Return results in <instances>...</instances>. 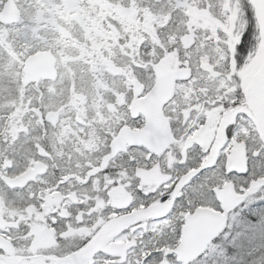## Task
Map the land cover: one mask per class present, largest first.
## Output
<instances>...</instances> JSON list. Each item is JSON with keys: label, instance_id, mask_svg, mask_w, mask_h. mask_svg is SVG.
Returning a JSON list of instances; mask_svg holds the SVG:
<instances>
[{"label": "snow or ice", "instance_id": "1", "mask_svg": "<svg viewBox=\"0 0 264 264\" xmlns=\"http://www.w3.org/2000/svg\"><path fill=\"white\" fill-rule=\"evenodd\" d=\"M74 2L40 0L35 21L0 40V98L17 117L0 130V221L9 222L0 224V236L9 237L0 246V264H8L9 247L31 264L41 226L49 236L43 247L51 251L36 264H250L249 246L264 239V134L244 111L240 73L264 46V16L253 0H232V34H239L233 42L225 28L192 19L194 6L223 22L233 12L223 0H138L136 15L151 27L131 44L118 35L108 46L97 44L84 18L75 17L82 51L74 62L87 66L79 69L81 84L89 77L96 84L97 102L89 109L86 95L77 96L74 84L67 88L77 69L67 71V45L55 18L56 5L70 13ZM105 21L122 31L112 16L100 21L107 27ZM41 62L51 65V74L37 80L31 69ZM165 64L173 90L156 118L152 98ZM110 66L119 68L114 76L122 82L115 91L103 86ZM34 84L45 94L39 105H25ZM65 95L74 102L56 110L57 98ZM29 112L32 124L26 126ZM250 140L258 147L249 150ZM73 152L96 158L78 168ZM144 173L157 179L149 182ZM121 187L127 200L114 204L112 190ZM227 190L235 194L230 203L221 195ZM202 208L220 215L185 250V225ZM113 217L127 223L110 241L127 245L90 248Z\"/></svg>", "mask_w": 264, "mask_h": 264}, {"label": "rangeland", "instance_id": "2", "mask_svg": "<svg viewBox=\"0 0 264 264\" xmlns=\"http://www.w3.org/2000/svg\"><path fill=\"white\" fill-rule=\"evenodd\" d=\"M89 1L91 2V5H96V4H94V0H89ZM107 1L108 0H98V7H100V8L98 9V11H97L96 14L101 19L104 18V15L105 14H107L109 16L110 15H113V17H115L117 19H120V20H124V21H129V22H131L133 20L138 21L137 24H136L137 25V28H142L144 31H147L151 27V25L148 23L147 18L145 20L141 21L137 17L136 13L139 10V5H138V1L137 0H129V2L127 3V5H123L122 8L119 7V6L113 5V4H108ZM230 1H232V0H223V7L224 8H227L230 5ZM63 3H64V0H60V4H63ZM1 4H3L2 0H0V7H1ZM22 5H23V7L22 6L21 7L24 9V14H25L23 16V21L26 22V25H25V28L24 29H26L29 25H31L35 21V19L37 18V16L39 15V13L42 10V6L39 3V7L38 8H35L33 11L30 12L29 9L27 8L28 6L25 5V3L22 4ZM55 7H56L55 18L58 17L59 20H60V22L57 25L60 28V31H61V33L63 35H68V33L66 32V30L62 27V25L64 23L73 22L72 20H74L75 17H77V16H81L84 19H85V16H87L85 14V11H83L81 9V7L78 6L77 0H75L74 4L72 6V10H71L70 13H69V8L68 7H65L63 9H61L59 5H56ZM25 11L27 13H25ZM44 11H47V9H44ZM82 11H83V13H82ZM145 14L147 16V13L146 12H145ZM135 17L138 18V20L135 19ZM192 19L194 21L199 20L201 26H213V27L220 26V27H223L229 33V36L231 35V29L234 26H236L234 24V21L236 20L234 7H233L232 14H230L223 22H221V20L218 19L217 17L211 16L210 14H208L205 9L197 10L193 6V8H192ZM19 25H20V23L18 24V26ZM237 34L238 33H236L235 35H237ZM7 36H14L13 35V32H11V31L8 32L5 27L0 26V40H3ZM64 37L65 36H63V38ZM100 38L99 39L98 38L95 39L97 44H102L103 43V42H101V39ZM230 39H231V37H230ZM232 41L234 42V40H232ZM81 46H82V43L80 44V46L77 49L78 50V53L77 54H74V55H71V58L68 56V54H66V53L64 54V58L67 59V61H68L67 71L69 73L72 70L73 61L75 60L74 59V56L78 57L81 54V50H80V47ZM74 63H76V62H74ZM77 65L79 67H85L86 66V65H83L82 66V65H79V64H77ZM246 66H247V64L245 65L244 69L242 70L243 73H245V71H246ZM58 68L62 72L65 71V68H64V65L63 64L58 65ZM75 69H77V72L76 73L79 74L78 73L79 72L78 71V67H75ZM113 70H115V71H113ZM166 70H168V68H167V65L165 64V65L162 66V70H161L160 73H163ZM117 71H119V70H117L115 67H112V66L109 67V71L105 73L104 81H103V86L105 88H111L113 91H115L116 87H119L120 86V84L117 85V86H111L110 83H109V81H107V77H106V74H112V73H115ZM79 76H80V74H79ZM89 79H90L89 85L93 88V90H92L93 93H91L92 96L88 100V107H89V109H91L92 108V105L97 102V97L94 94L95 93L96 84L93 82V80H91L92 79L91 77H89ZM73 80L74 79L71 76H69V78L67 80V81L70 82V84H69V90L72 88L73 84L75 85V83L73 82ZM33 86H34L35 91H39L40 90L38 86H35V84ZM46 87L48 88L50 86L47 85ZM46 87H44V88H46ZM75 88H76V86H75ZM87 92L88 91H86L83 87L81 88V90L76 88V95L77 96H81V95H86L87 96ZM29 101H32V99L29 98L28 102H26V103L23 102V103L25 105H28L29 104ZM73 102H74V97H72L71 95H65L63 97H58L57 98V101H56V110H60L62 108H67ZM6 103H4V102L3 103H0V114L3 113V112H5V113L7 112ZM19 104H20V101L18 99L17 105L19 106ZM7 113L9 115H11V118L17 119V117L13 116V114L11 112H7ZM27 116L28 115H25L24 117H27ZM67 116H68V113H66V118H67ZM0 118H3L4 119V124L3 125H4V129H6L7 128L6 125H7V122H8V121H6V117H0ZM11 122L12 121H9V124ZM30 122L32 124V117H31V115H30ZM23 124H24V122H23ZM38 131L39 130L37 129L36 132H38ZM45 144H46V146H49L47 144V142H45ZM86 144H87V142H85V145ZM69 147L72 148V149H75L76 145L73 143V144L69 145ZM57 150H59V146H57ZM94 154L95 153H89V154H85L83 157H80V156H77L75 154V152H73L72 163H73V161H84L85 162V161H87V159H89L88 157L93 158L95 156ZM147 180L149 182H151V181H154L155 179H154V177L152 175H148L147 176Z\"/></svg>", "mask_w": 264, "mask_h": 264}, {"label": "trees", "instance_id": "3", "mask_svg": "<svg viewBox=\"0 0 264 264\" xmlns=\"http://www.w3.org/2000/svg\"><path fill=\"white\" fill-rule=\"evenodd\" d=\"M138 1V0H137ZM25 5L28 6L29 11H33L35 8L39 7V3L40 0H28L25 1ZM129 2V0H116V6L119 7H123V5H127V3ZM78 6L81 7V9L83 11H85V14L87 16H85V21L88 24V27L91 29L93 36L95 39H101V42H103L102 44H104L105 46H108V41L111 40V43L113 45L116 44V37L118 35L123 36V35H127V40L125 41L126 44H131L132 42L137 41L138 39H142L143 37L140 36V33L143 32L144 30L142 28H137V22L138 21H124V20H120L117 19L115 17H113V15H110L113 17L114 20L118 21L122 31H117L116 27L114 25L108 24L107 21H105V24L107 25V27H105L104 25H101L100 21L103 20L100 17L97 16V11L100 7L96 6V5H91V2L89 0H77ZM108 4H112L110 2V0L107 1ZM22 4V2H21ZM23 7V5H22ZM23 13H24V9L22 8ZM82 11V13H83ZM146 12V10H144ZM25 13H27L25 11ZM135 19L138 20V18L135 17ZM56 21L57 24L60 22L59 18L56 17ZM73 22L70 23H64L62 25V27L66 30V32L68 33V35H63L64 40L66 41V47L63 49L64 54H68V56L71 58V55L77 54L78 53V47L80 46V44L82 43V33L80 32L79 29V25H78V21H76L75 19L72 20ZM23 24V21H21ZM21 26V25H19ZM19 26H16L14 28H16V30H13V35L14 36H7L8 38H14L16 33L19 32V30H23V27L20 28ZM58 26V25H57ZM19 29V30H18ZM110 32V33H109ZM78 45V46H77ZM80 50L82 51V46L80 47ZM76 58V56H74V59ZM77 64L79 63H74L73 61V65H72V69H75V67H78V71L81 67H79ZM80 65V64H79ZM86 67V66H85ZM117 70H119L118 67H115ZM115 71V70H113ZM79 73V72H78ZM110 77H109V76ZM107 77V81H109L111 86H117L119 84H121L122 82L116 78L114 76V73L112 74H106ZM92 80V79H91ZM73 82L75 83V86L77 89H80L83 87L87 92V98L89 100V98L92 96L91 93H93V88L89 85L90 79L88 80L86 86L81 84V80H80V76L79 74L76 73V76L73 80ZM67 88L69 89V84L70 82L67 81ZM37 86V85H35ZM47 85H43V87H46ZM61 86V85H58ZM62 87V86H61ZM47 88V87H46ZM45 88V89H46ZM34 89V86H33ZM45 93H42L39 91H32L31 89L25 94V100L23 101L24 103L27 102V100L29 98L32 99V101L35 102L36 105H39L40 103V98L42 95H44ZM18 99L16 100V103L18 102ZM6 103L2 98H0V103ZM7 105V103H6ZM5 113V112H4ZM7 113V112H6ZM31 115V114H30ZM95 155V154H94ZM96 157V156H94ZM250 250H253V255H251L248 259L250 261V264H261V260L264 259V239H261L259 237H257L256 239H254L251 243V245L249 246Z\"/></svg>", "mask_w": 264, "mask_h": 264}, {"label": "water", "instance_id": "4", "mask_svg": "<svg viewBox=\"0 0 264 264\" xmlns=\"http://www.w3.org/2000/svg\"><path fill=\"white\" fill-rule=\"evenodd\" d=\"M253 3L257 8L258 14L264 16V0H253ZM18 18L19 14L14 1L8 0L0 16V21L5 23H11L18 21ZM262 45H264V40H262ZM31 71L35 79L42 78L51 74V65L47 62H41L33 66ZM170 72L171 71L167 72L163 76L157 77V84L155 89L156 95L152 98L153 104L155 105L154 115L156 116V118H159L160 103H162L164 99H167V97L171 94L173 90ZM256 82L260 84V87L262 89V96L258 99L259 110L252 111L247 105L244 111L247 112L249 117L254 122L257 131L261 132V134H264V125L261 122L259 114L260 112H262V99L264 97V46H262L261 67L254 76L249 87L251 88L252 86H254ZM234 155L235 158L239 161L241 158V154L235 153ZM221 195L225 203H230L235 194L232 193L230 190H227ZM219 215V213L212 212L210 209L205 208L199 209L195 216L189 218L188 223L185 225V237L183 241V246L185 250H187L188 247L197 242L200 237H202L211 230L215 218Z\"/></svg>", "mask_w": 264, "mask_h": 264}, {"label": "flooded vegetation", "instance_id": "5", "mask_svg": "<svg viewBox=\"0 0 264 264\" xmlns=\"http://www.w3.org/2000/svg\"><path fill=\"white\" fill-rule=\"evenodd\" d=\"M232 40H237L239 36H230ZM254 41L249 40V47L252 46ZM252 59V60H251ZM249 62L246 66L245 73L241 72V79L242 83L244 85V90L246 93L247 85L251 79V76L254 74L256 69L258 68L261 60V51L256 49L255 54L251 57ZM250 104L252 103V97H248L246 99ZM252 105V104H251ZM191 107H198V105H192ZM8 121L6 127L9 125V121H12V118L7 116L6 117ZM4 119L0 120V130H4ZM242 132H244L245 136H248V130L242 129ZM123 142V141H122ZM249 150H252L255 147H258V144H256L254 141L250 140L248 144ZM89 162V159L87 161H73L74 164L77 165L79 168L82 164H87ZM152 175L154 179H157V177L153 173H144V177L147 180V176ZM117 189V188H116ZM113 189L112 191L116 190ZM118 192H112L113 200L111 201L114 204H122L125 203L127 200V193H125L121 188H118ZM9 223L8 221H0V224H6ZM127 223V218L123 217H113L112 220H110L108 223H105L104 226L100 229L99 232L96 233V235L93 237L92 244L95 246L108 244L110 250H119L122 249V245H127L128 241L126 240H117L114 243L110 241L111 236L114 232H117L121 227H124ZM9 237L8 236H0V246L8 245ZM49 242V236L47 231L41 226L39 227L37 240L33 242L32 248L33 249H39L38 252H36L34 255H32L29 259L31 261V264H36L37 261L42 259V253H45L46 251H51V249H45L43 246ZM91 246V245H90ZM9 251V255L7 257L8 264H25L26 257L24 255H16L12 252L11 248L9 247L6 249Z\"/></svg>", "mask_w": 264, "mask_h": 264}]
</instances>
